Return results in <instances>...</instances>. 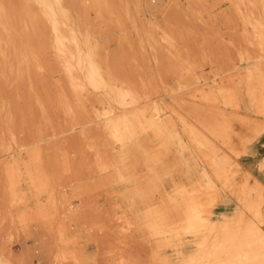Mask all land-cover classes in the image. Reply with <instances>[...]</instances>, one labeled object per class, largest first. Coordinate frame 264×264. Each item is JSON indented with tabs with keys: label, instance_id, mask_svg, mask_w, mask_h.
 <instances>
[{
	"label": "bare ground",
	"instance_id": "obj_1",
	"mask_svg": "<svg viewBox=\"0 0 264 264\" xmlns=\"http://www.w3.org/2000/svg\"><path fill=\"white\" fill-rule=\"evenodd\" d=\"M261 125L264 0H0V264H264Z\"/></svg>",
	"mask_w": 264,
	"mask_h": 264
},
{
	"label": "rangeland",
	"instance_id": "obj_2",
	"mask_svg": "<svg viewBox=\"0 0 264 264\" xmlns=\"http://www.w3.org/2000/svg\"><path fill=\"white\" fill-rule=\"evenodd\" d=\"M130 2L133 4V0H130ZM94 16H95V12L92 11L91 18L93 19ZM127 26H130V24H128ZM47 35H49V33ZM111 43H110L111 50L114 47L116 49V47L118 46V42L116 40H112ZM54 64H55V62H54ZM206 72L210 73V67L209 66H207ZM58 73L55 72V73H53L54 75L52 74V75H49V77H48V78H50V80H52L51 82L54 81L53 82L54 84L50 83V81H49V84H51V86H53L54 88H55V85H56V80L58 79V77H61L60 73L59 74ZM36 75L37 76H41L39 73H36ZM173 82H174L173 79H171V78L168 79V83L172 84ZM4 87H5L4 90L6 91V93H12L10 91H11V89L13 90V88H8L6 85H4ZM53 87H52V90H53V93H55L54 91L56 90V88L54 90ZM7 88H8V91H7ZM33 107H34V105H33ZM34 108H36V107H34ZM261 126L262 127H261L260 130L257 129L255 131H251V132H249L247 134V138L246 139L248 140V145H250L251 152H250V154H247V155H244L243 157H241L240 160L244 164L246 169H249L253 173H255L254 175L256 177H258L264 183V165L262 167H260V163L264 162V127H263V125H261ZM119 191L120 192H125L126 188H120ZM227 202H221V203L218 202V203H216V205H217L216 211H217L218 215L221 212H224V211L225 212L229 211V213H232L234 211V207L236 205V202L234 200H229ZM231 205H232V207H231Z\"/></svg>",
	"mask_w": 264,
	"mask_h": 264
}]
</instances>
